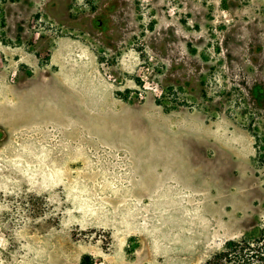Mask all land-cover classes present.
I'll list each match as a JSON object with an SVG mask.
<instances>
[{
	"label": "rangeland",
	"instance_id": "374dc122",
	"mask_svg": "<svg viewBox=\"0 0 264 264\" xmlns=\"http://www.w3.org/2000/svg\"><path fill=\"white\" fill-rule=\"evenodd\" d=\"M264 221V0H0V264H203Z\"/></svg>",
	"mask_w": 264,
	"mask_h": 264
},
{
	"label": "trees",
	"instance_id": "16d2710c",
	"mask_svg": "<svg viewBox=\"0 0 264 264\" xmlns=\"http://www.w3.org/2000/svg\"><path fill=\"white\" fill-rule=\"evenodd\" d=\"M203 264H264V221L258 231L229 241Z\"/></svg>",
	"mask_w": 264,
	"mask_h": 264
}]
</instances>
